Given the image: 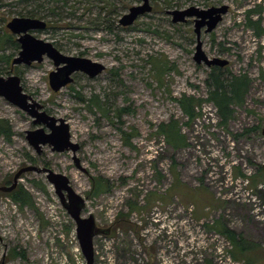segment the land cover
Returning a JSON list of instances; mask_svg holds the SVG:
<instances>
[{"label": "rangeland", "instance_id": "rangeland-1", "mask_svg": "<svg viewBox=\"0 0 264 264\" xmlns=\"http://www.w3.org/2000/svg\"><path fill=\"white\" fill-rule=\"evenodd\" d=\"M141 3L0 0L1 39H17L7 29L12 19L35 16L48 23L32 32L35 37L106 67L95 78L77 72L54 92L51 59L13 67L2 57L13 60L20 44L0 41V76L18 75L39 111L63 119L79 145L76 152L46 145L38 153L26 132L50 130L0 97V119L11 128L10 141L0 135V264H87L75 223L47 173L25 172L17 182L31 193L34 209H21L3 190L28 167L65 175L86 199L83 216L92 214L106 232L94 238V264H248L235 254L264 264V181L261 175L256 193L242 177L264 174V37L245 23L247 11L260 6L264 29V0H151L150 13L122 26V17ZM223 5L229 12L217 28L202 31L203 51L229 61L220 68L224 79L246 75L248 92L228 123L208 102L189 122L177 100L208 98L212 68L194 60L195 18L174 23L171 12ZM171 120L187 147L175 150L159 136V125ZM94 178H103L109 190L94 194ZM222 223L246 241L241 248L220 233Z\"/></svg>", "mask_w": 264, "mask_h": 264}, {"label": "water", "instance_id": "water-1", "mask_svg": "<svg viewBox=\"0 0 264 264\" xmlns=\"http://www.w3.org/2000/svg\"><path fill=\"white\" fill-rule=\"evenodd\" d=\"M141 1V4L130 8L129 13L122 17L120 20L122 26H131L139 17L152 11L151 0ZM228 12L229 7L227 5L212 7L207 10L191 8L184 11L171 12L174 23H184L187 21V18H195L197 47L194 60L197 64H205L208 68H225L229 65V61L227 60L220 58L210 59L203 51V42L201 40L202 31L204 30L205 34L213 32ZM47 27L46 21L31 17L14 18L7 24V29L17 36V42L21 48L18 56L12 61L13 67L22 64L31 66L33 63H42L45 57L51 59L56 67V70L52 71L49 75L50 87L54 92H58L71 84L73 82L72 76L77 72H82L90 78H95L105 71L106 67L103 64L86 58L66 56L52 43L38 39L32 34L34 31L46 30ZM0 97L29 114L33 118L34 124H44L50 130L49 133L43 128L26 132L28 143L38 153L41 152L42 146L46 145L51 146L54 152L69 150L76 152L79 149L78 144L71 142L69 125L63 119L57 120L46 113L40 112L41 106L24 92L21 78L18 75L11 74L8 78L0 76ZM58 123L60 124L58 125ZM262 134L264 136V129ZM29 171L47 173L48 181L54 186L63 207L75 223L77 238L87 264H94L95 252L93 241L95 236L105 231L97 227L95 217L92 214L88 217L83 216L86 199L76 193L68 177L49 169L41 170L28 167L21 170L15 176L12 187L5 188L4 190L10 192L16 187L20 176Z\"/></svg>", "mask_w": 264, "mask_h": 264}, {"label": "trees", "instance_id": "trees-1", "mask_svg": "<svg viewBox=\"0 0 264 264\" xmlns=\"http://www.w3.org/2000/svg\"><path fill=\"white\" fill-rule=\"evenodd\" d=\"M258 8V9H257ZM257 8L250 9L247 11L245 15V23L248 28H250L255 36L258 38L264 37V29L261 27L262 18L260 16L262 12V8L258 6ZM35 18V16H32ZM17 40V39H16ZM16 40L12 38L11 35L1 39V42H7L17 45ZM1 46V44H0ZM7 59L6 61L12 65V61L10 56L2 57ZM14 59V58H13ZM162 70L164 67H159ZM13 71V70H12ZM222 71L218 67H213L211 72L208 75L207 85H208V98L201 99L195 96H187L183 95L180 99H178V103L188 118L189 122L194 121L198 116H200V112L198 109L202 107V103H212L216 110L217 115L220 118L222 123H228L233 116V107L241 105L244 102V98L247 95L248 87H249V80L246 75H233L231 74V78L224 79L222 77ZM158 134L159 136L163 137L165 142L170 146L173 147L175 150L180 149L181 147H187L186 137L182 134V129L179 126V123L175 120H171L168 123H162L158 127ZM0 135L4 137L7 141L11 139V128L9 123L5 119H0ZM264 181V174L260 173L259 175L254 176H246L242 174V177L245 178L256 190V193L259 192L258 184L260 183V176ZM259 176V177H258ZM93 183V192L96 195H99L103 192H107L109 189L107 188V183L103 178H94L92 180ZM5 189V188H4ZM3 189V190H4ZM7 196L17 204L21 209L23 208H33L35 206L34 199L29 191H27L22 185L16 186L13 188ZM131 212L135 210L134 206L130 204ZM124 217V216H122ZM119 217L118 220L122 223L123 219ZM221 223V222H220ZM219 223V224H220ZM209 227V225H208ZM222 231L220 233L224 235L229 241L233 243L235 248H241V245L244 244L246 241L238 240L235 232L230 231L226 228L223 223L221 225ZM245 250V249H244ZM241 249V251H244ZM235 260H245L248 264H259L258 257L255 260L248 258L247 255H231ZM212 264V263H208Z\"/></svg>", "mask_w": 264, "mask_h": 264}, {"label": "flooded vegetation", "instance_id": "flooded-vegetation-1", "mask_svg": "<svg viewBox=\"0 0 264 264\" xmlns=\"http://www.w3.org/2000/svg\"><path fill=\"white\" fill-rule=\"evenodd\" d=\"M47 26H48V23H47ZM48 28V27H47Z\"/></svg>", "mask_w": 264, "mask_h": 264}]
</instances>
